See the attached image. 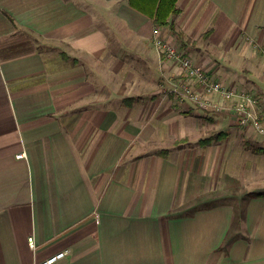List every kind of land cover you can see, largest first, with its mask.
Wrapping results in <instances>:
<instances>
[{"label": "crops", "instance_id": "obj_1", "mask_svg": "<svg viewBox=\"0 0 264 264\" xmlns=\"http://www.w3.org/2000/svg\"><path fill=\"white\" fill-rule=\"evenodd\" d=\"M177 9L172 30L130 0H0V264H264V189L248 185L262 165L226 116L202 111L230 131L196 147L197 109L164 94L179 68L154 44L158 32L221 80L193 44L264 52V0Z\"/></svg>", "mask_w": 264, "mask_h": 264}, {"label": "built area", "instance_id": "obj_2", "mask_svg": "<svg viewBox=\"0 0 264 264\" xmlns=\"http://www.w3.org/2000/svg\"><path fill=\"white\" fill-rule=\"evenodd\" d=\"M155 46L169 61L179 68L176 79L171 80L169 88L164 90L181 105L191 106L211 116H226L242 130H249L264 139V114L261 110V98L252 90L238 88L223 83L205 67L198 66L188 53L157 37ZM24 154L18 156L22 158ZM30 246H35L33 238ZM66 252H60L40 264H55L63 259Z\"/></svg>", "mask_w": 264, "mask_h": 264}, {"label": "rangeland", "instance_id": "obj_3", "mask_svg": "<svg viewBox=\"0 0 264 264\" xmlns=\"http://www.w3.org/2000/svg\"><path fill=\"white\" fill-rule=\"evenodd\" d=\"M192 47L195 48L196 51L199 52L201 55L202 53L205 54L204 52H209L211 57L217 61L218 67L220 68V71H221V76H219L220 77L219 79H221V81H225L229 84L237 85L239 86V88L252 90L256 94H258V96L261 98L262 106H263L262 108L264 111V52L261 49L257 48V46H255L254 44H251V48L249 49L246 45V47L240 50L241 54L239 55L238 54L239 50L237 48L231 47L227 50H224V48L226 49L225 46L223 45L216 46V43L214 41L208 42L207 39H205L204 37L200 39V42H195ZM181 51L183 52L184 50H181ZM250 53L251 55L254 53V56L256 57V59H258L256 60L258 62L257 69L253 71L249 70L255 67L254 62H251L248 60V57L251 56ZM240 75L244 78V80H234L233 79V78L239 79L241 77ZM226 76L230 77L232 80H229V81L224 80ZM197 110H196V114L192 115L200 127L198 131V145H196V147L200 149V147L208 148L211 146L223 145L222 144L223 140H225L226 138L223 140L220 139V140L210 141L209 143L205 145L200 144L201 141H204L206 139L215 138V136L221 132V129L229 130V128L225 120H223L222 123H220L219 127H217L216 126L217 123L215 120L216 118L213 121L212 118L214 117H210L207 114H203L202 111L200 110L197 111ZM220 126L221 127L225 126V128H221ZM229 135L234 139L239 138L243 140V142H246V144L241 145V150L237 149L238 145H236L235 150H239V153H241L242 155L245 154V156H247L246 158H247V162L249 165H254L255 163H259L262 165V170H261L262 172H260L259 175H262L263 184H256V185L248 184L251 186L250 189H257L258 187L259 189H264V175H263L264 174V154H257L254 151V149H258V148L264 149V143L259 144L257 139H250L251 136H254L252 135L251 131L248 132L242 129L233 130V132H231ZM255 136H257V138L259 137L263 139L259 135L255 134ZM189 141L190 140L188 138H182L177 141L165 140L163 143L165 146H168L171 149H181V148L185 149L186 146L189 145ZM219 142L221 143L217 144ZM253 158H257V161L256 162L251 161V159ZM238 166H240V162L236 163V166L234 167V170L232 171V177H234L236 180H240L241 182L242 178L240 177ZM246 188H248L247 185H246Z\"/></svg>", "mask_w": 264, "mask_h": 264}, {"label": "trees", "instance_id": "obj_4", "mask_svg": "<svg viewBox=\"0 0 264 264\" xmlns=\"http://www.w3.org/2000/svg\"><path fill=\"white\" fill-rule=\"evenodd\" d=\"M177 2L178 0H130L131 6L152 18L157 28L170 26L172 30H175L176 26L173 23H169V18L171 15L178 13ZM207 35H209V33H207L206 36ZM226 136V133L220 132L215 138L206 139L201 141L200 144L205 145L210 141L223 140ZM254 151L257 154H264L263 148L254 149ZM162 154H165V152H162Z\"/></svg>", "mask_w": 264, "mask_h": 264}]
</instances>
